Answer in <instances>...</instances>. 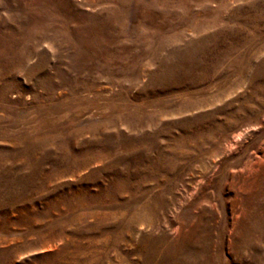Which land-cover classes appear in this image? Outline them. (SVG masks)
<instances>
[{
	"label": "rangeland",
	"instance_id": "1",
	"mask_svg": "<svg viewBox=\"0 0 264 264\" xmlns=\"http://www.w3.org/2000/svg\"><path fill=\"white\" fill-rule=\"evenodd\" d=\"M0 264H264V0H0Z\"/></svg>",
	"mask_w": 264,
	"mask_h": 264
},
{
	"label": "bare ground",
	"instance_id": "2",
	"mask_svg": "<svg viewBox=\"0 0 264 264\" xmlns=\"http://www.w3.org/2000/svg\"><path fill=\"white\" fill-rule=\"evenodd\" d=\"M93 51L94 52H98L99 50H97V48H95V49H93ZM81 150H78V151H76V153H79ZM81 153H86V152H83V151H81ZM88 154V153H87ZM106 157L105 156H103L102 154H101V152H99L98 151V153H96V156L95 157H93V156H91L90 158H87V159H85L84 161H79V162H82L80 165L81 166H87L88 164H90L92 161H94V160H102V159H105ZM79 162H78V159H76V162H75V164L76 165H79ZM141 248V247H140Z\"/></svg>",
	"mask_w": 264,
	"mask_h": 264
}]
</instances>
